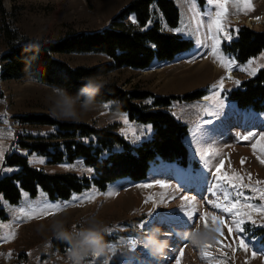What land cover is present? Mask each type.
Wrapping results in <instances>:
<instances>
[{"label":"rangeland","instance_id":"374dc122","mask_svg":"<svg viewBox=\"0 0 264 264\" xmlns=\"http://www.w3.org/2000/svg\"><path fill=\"white\" fill-rule=\"evenodd\" d=\"M128 1L1 0L0 21L5 17L12 27L29 38L43 35L56 38L68 29L89 31L107 26L110 18ZM173 1L179 16L177 25L172 30L191 39L189 49L183 50L173 60L155 62L147 69L125 66L91 80L116 81L126 89L139 87L159 95H178L195 89L205 92L202 99L173 98L170 106L166 107L187 125L188 132L184 136V142L197 167L180 168L160 162L150 168L149 177L143 182L136 183L125 178L113 181L104 190L91 185L73 192L68 199H50L40 187L35 194L21 189L16 202H8L0 195V207L5 213L4 218L0 217V237L15 233L14 238L0 240V264H68L67 250L49 249L52 229L62 226L70 230L78 242L82 240V230L95 227L101 222L107 228L104 235L108 240L104 241L113 250L110 255H88L85 264H105V261L107 264H264V248L258 244L257 238L245 231L243 238L249 247L247 251L240 250L238 245L241 235L228 231L229 227H233L234 218L213 207V203H224L221 192L231 191L219 181V174L215 171L221 163L223 166L220 167V174L244 177L242 183L248 187L242 191L244 196L249 197L247 203L264 202L259 199L260 190L264 189V163L261 162L264 160V139H261L264 137V112L235 109L233 101L224 95L227 93L226 89L264 67V50L244 63L235 62L225 69L221 60L211 51L214 43L209 39L211 32L208 28L209 11H213L212 15L214 13L211 5L207 0L202 7L197 5L196 0ZM250 3L254 10L245 13L242 3L229 0L226 18L229 33H233V29L239 24L245 23L241 20L231 21V15H238L240 18H247V15L260 17L261 21L249 26L255 30H264V0H250ZM259 14L263 15L258 16ZM128 19L132 20L133 16ZM198 24L201 26L197 31ZM223 44L224 42L219 46L222 53ZM2 50L3 43L0 39V52ZM223 55L226 56L224 53ZM59 57L70 65H91L106 59L103 54L92 52L64 53ZM249 61L254 63L249 64ZM242 68L246 70L242 71ZM229 69L233 72L232 78L226 76ZM221 80L224 82L223 89H220ZM0 84L4 93L0 98V146L4 153L0 159V176L20 168L17 164H3L5 156L10 153L25 156L28 163L42 166L47 172L70 171L91 176L92 171L87 169L92 168L83 162L81 156L48 163L45 155L20 142L44 139L36 136L45 135L53 129V125L47 123H20L16 115L45 113L54 118L52 109L61 98L57 89L29 75L4 80ZM217 98L223 103L226 114L221 119L207 115L213 108V100ZM72 100L79 114V120L74 121H93L97 126L116 122L117 131L134 145L152 134L150 122L132 120L125 112L112 110V101ZM144 102L149 103V100ZM125 117L128 124L123 122ZM204 120H213L214 123L204 124ZM205 131V135L200 134ZM129 133H134V136ZM252 133L255 135H251ZM244 135H248L249 139H241ZM253 144L256 145L255 148ZM206 153L208 157L205 163L202 155ZM183 170H194L198 179L192 180L184 176ZM157 180L164 181L169 186L161 187L156 184ZM214 181L221 184L216 189L217 195H213L212 191ZM252 188L257 191L252 193ZM86 196H92L93 199H85ZM184 196L189 197V200H183ZM74 197L81 199L74 200ZM247 203L241 201V206L251 211L247 209ZM42 204H59L61 209L30 220L21 217L20 209L27 210L30 206ZM186 211L193 213L191 219L185 214ZM205 213L208 214L207 220ZM213 216L219 217L220 222H214ZM253 218L257 225L264 223L262 214L253 212ZM205 222L213 238L203 244L194 242L195 233L198 229H205ZM246 226L250 224L246 223L245 229ZM150 238L166 244L163 254L155 251ZM253 252L256 253L255 257ZM19 253L23 254L18 256Z\"/></svg>","mask_w":264,"mask_h":264},{"label":"trees","instance_id":"16d2710c","mask_svg":"<svg viewBox=\"0 0 264 264\" xmlns=\"http://www.w3.org/2000/svg\"><path fill=\"white\" fill-rule=\"evenodd\" d=\"M131 15L133 20L128 19ZM177 21L178 8L173 0H129L110 18L107 26L89 31L68 29L56 38L47 35L29 38L2 17L0 83L29 75L57 90H64L77 101H89L81 90L91 83L98 89L91 101H112V110L125 112L132 120L150 122L152 134L134 145L117 131L116 122L97 126L93 121L57 120L45 113L16 115L20 123L53 125L47 134L36 136L44 139L20 140L21 143L45 155L48 163L81 156L92 168V175L47 172L42 166L28 163L25 156L10 153L3 164H17L20 168L0 176V195L8 202H16L21 189L35 194L40 187L50 199H68L73 192L91 185L104 190L120 177L143 179L150 163L158 159L186 165L189 155L183 137L187 126L166 107L173 98L189 100L199 97L203 91L195 89L178 95H159L139 87L126 89L116 81L91 80L120 67L141 70L155 62L171 60L190 45V40L165 28V25L169 29L175 27ZM236 30V38L226 48L235 53L239 61L264 50V30L243 25ZM71 52L100 53L106 59L91 65H70L59 57ZM3 95L0 84V98ZM228 96L240 108L264 111V67L232 87ZM146 99L149 103L144 102ZM0 217H5L2 207ZM259 225L246 226L245 231L257 237L264 248V227ZM107 238L104 235V240ZM69 247L67 242L54 236L49 240L51 250L65 251ZM20 254L23 253L18 256Z\"/></svg>","mask_w":264,"mask_h":264},{"label":"snow or ice","instance_id":"6c2138e0","mask_svg":"<svg viewBox=\"0 0 264 264\" xmlns=\"http://www.w3.org/2000/svg\"><path fill=\"white\" fill-rule=\"evenodd\" d=\"M233 2L236 3H242L244 8L243 10L245 13L250 10H254L250 0H233ZM207 3L212 6V9L214 10V15H211V12L209 13L210 15V22L208 25L209 31L211 32V35L209 37L210 40L214 41L212 44L211 51L213 52L214 55H216L222 62V64L225 67H228L230 65L235 64V61L227 56H224L221 49L220 45L222 42H227L230 41L233 38V35L235 32L238 30H233V33H229L227 30V15H228V8L227 4L229 3V0H207ZM203 22L201 21V24ZM201 24L197 25V31L199 30ZM254 63V61H249V64ZM242 71L246 69H241ZM230 78V77H229ZM223 80L220 82V89H223ZM238 83V82H237ZM107 107V106H106ZM224 105L223 103L217 98L213 100V108L211 111L207 113V115L214 117L215 119H221L226 116V114L223 111ZM123 122L125 124H128V120L125 117ZM204 124H212L214 123L213 120H204L202 121ZM150 130V126L148 128ZM201 135H205V132H201ZM129 135H133L134 133H129ZM251 135H255V133H252ZM243 140H248L249 136L244 135L241 137ZM261 139H264V137H261ZM253 147L255 148L256 145L253 144ZM3 147L0 146V159L3 158ZM218 155V153H217ZM207 157L208 154H203L202 159L207 162ZM264 163V160L261 161ZM241 163L243 164L244 161L242 160ZM223 164L221 163L220 167H222ZM220 167H217L215 169L216 173L218 175L219 181H222L224 185L227 186V188L231 189V191L225 190L220 193V196H222L224 203H213V207L220 209L222 212L229 213L230 217L234 218L233 219V227H229L228 231L229 233L235 232L239 235H241V239L239 241V249L247 251L249 244L245 243L244 234H245V227L244 225L250 224L251 226H257L256 220L253 218V212L259 213L264 215V202L262 203H247L249 200V197L244 196L243 194V189L245 187H248V185H245L242 183L244 177L237 175L236 177H230V176H225L223 174H220ZM88 171H92V169H87ZM182 174L186 177L191 178L192 180L198 179V175L194 172V170H183ZM235 181H240V183H236ZM156 184L160 185L161 187H168L169 185L166 184L164 181L157 180ZM144 187H150L151 185H143ZM221 184L216 183L214 181V187L212 189L213 195H217L216 189L220 188ZM257 191L256 188H252L251 192L255 193ZM115 193H108V195H114ZM175 199V197H172ZM219 198V197H218ZM74 200H80V197H74ZM85 199L91 200L93 199L92 196H86ZM183 200H189V197L184 196L182 197ZM259 199L261 201H264V189L260 190V197ZM241 201H245L247 203V209H250L251 211L246 210L244 207L241 206ZM68 205H64V207H67ZM183 207V206H182ZM61 209V205L59 204H54V205H49V204H42L39 206H30L27 210L26 209H20L21 217L30 220L34 217L37 216H42V215H48L51 214L54 211H58ZM189 219L192 218L193 213L192 212H187L185 213ZM207 213L204 214L205 220H207ZM21 217H18L20 219ZM212 220L214 222H220V218L217 216H213ZM260 227H264V224L259 225ZM141 227H143V224H141ZM205 229H208L207 222H205ZM219 231V229H216ZM223 235V233H220ZM15 233H10L9 236L7 237H0V240L7 241L11 238H14ZM207 247V245H205ZM9 257L11 256V253L8 254ZM182 255V253H181ZM253 257H255L256 253L253 252ZM203 258V257H202Z\"/></svg>","mask_w":264,"mask_h":264},{"label":"clouds","instance_id":"9594fccd","mask_svg":"<svg viewBox=\"0 0 264 264\" xmlns=\"http://www.w3.org/2000/svg\"><path fill=\"white\" fill-rule=\"evenodd\" d=\"M97 87L91 83L86 85L81 91L82 94L89 98V101L94 99ZM58 95L61 97L55 107L52 109V115L56 119L62 120H79L74 101L66 94L64 90H57ZM107 228L103 226L102 222L95 226L82 230L81 235L83 239L75 241L72 232L64 229L62 226H57L52 229L53 236L56 239L67 242L70 247L67 250L68 264H85V258L88 255L100 257L103 255H110L113 250L112 247L104 241V233ZM213 238V234L208 229H198L194 235V242L200 244L206 243ZM150 243L155 245V251L163 254L166 244L160 243L150 238ZM107 264V261H105Z\"/></svg>","mask_w":264,"mask_h":264},{"label":"bare ground","instance_id":"6f19581e","mask_svg":"<svg viewBox=\"0 0 264 264\" xmlns=\"http://www.w3.org/2000/svg\"><path fill=\"white\" fill-rule=\"evenodd\" d=\"M212 12H213V11H212ZM212 12H211V15H212ZM213 15H214V13H213ZM232 17H233V16H232ZM233 19H234V20H238V19H240V17H239V16H235ZM257 21H261V19H260L259 17H255V16L247 17V18L244 19V22H245L246 24H248V25H251V23H253V22H257ZM252 25H254V24H252ZM232 66H233V65H232ZM226 76H227V77H231V78L234 76V75H233V72H232L231 69L228 70ZM203 99H205V98H203ZM237 147H238V148H242L241 146H237Z\"/></svg>","mask_w":264,"mask_h":264}]
</instances>
